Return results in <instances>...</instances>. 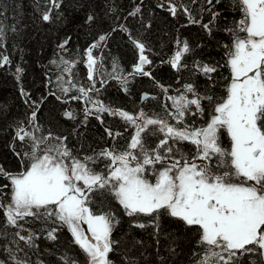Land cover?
<instances>
[{
  "label": "snow or ice",
  "instance_id": "obj_1",
  "mask_svg": "<svg viewBox=\"0 0 264 264\" xmlns=\"http://www.w3.org/2000/svg\"><path fill=\"white\" fill-rule=\"evenodd\" d=\"M167 2L170 14L175 16L177 5L173 0ZM212 2L208 0L209 4ZM235 2L239 4L240 18L226 29L233 38L231 46L225 45L230 70L226 95L212 104L211 95L202 96L194 85H185L184 92L168 97L174 109L168 116L174 123L143 110L134 115L92 98L90 94L99 93L95 87L99 68L93 50L107 41L108 34L100 35L86 49L89 86L77 87L71 79H65L64 74L74 78V61L51 62L58 67L63 65L57 76L60 91L66 94L76 88L80 95L71 99H83L92 105L85 109V119L96 115L103 122L102 114L107 113L131 125L134 135L124 150L105 148L94 156L79 157L65 143L67 137L56 136L51 131L43 134L42 126L37 123L38 106L29 117L31 129L22 123L16 126L13 140L27 149L15 152L21 169L8 172L0 166V177L9 182L0 186L3 224L17 229L11 241L15 248H6L8 260L13 264H33L29 252L38 255V235L25 228L31 218L66 227L73 237L72 244L85 256L86 264H114L110 254L118 241L112 234L119 221L111 211L93 210L92 197L96 194L112 196L129 217H149L148 225L138 223L136 227L153 226L158 231L161 215H167L182 221L185 227L195 228L199 237L195 247L199 251L192 252V264H239L241 256L253 252L264 257V0ZM49 3L54 8L60 7V0H49ZM179 10L189 15L190 22H198L187 7ZM139 12L140 8L136 7L129 15ZM51 15L52 8H49L41 18L49 21ZM93 19L88 16V21ZM203 27L211 32L208 24ZM4 35V26L0 23V47ZM132 42L139 50V62L129 75L150 77L151 72L144 69V65L151 64L144 54L145 45L136 40ZM67 43L65 40L59 47L63 49ZM177 44L181 47L169 63L180 71L187 67L181 61L191 49L187 41H177ZM0 60L10 62L3 53ZM195 67L209 78L217 70L207 64ZM118 71L117 65L112 78L127 85L128 77L117 75ZM160 87L163 89V85ZM205 100L212 104L207 119L200 125L186 122V117L204 118ZM65 116L75 119L71 111ZM108 135L118 137L121 133L109 129ZM224 136L229 140V147L222 144ZM149 137L158 138L154 147L147 144ZM184 143L192 145L194 153L184 152L181 148ZM99 158L108 161L104 171H96L92 166ZM85 224L87 234L82 227ZM59 230L48 229L46 239L56 241ZM0 236H7L2 227ZM170 251L175 253L174 248ZM17 253H23V257ZM0 264L6 261L0 259ZM35 264H45V261L38 258ZM58 264L80 262L66 252L58 258Z\"/></svg>",
  "mask_w": 264,
  "mask_h": 264
},
{
  "label": "trees",
  "instance_id": "obj_2",
  "mask_svg": "<svg viewBox=\"0 0 264 264\" xmlns=\"http://www.w3.org/2000/svg\"><path fill=\"white\" fill-rule=\"evenodd\" d=\"M173 3L178 8L175 16L170 14L167 0H60L59 8L52 7L49 0H0V23L5 31L0 53L8 56L10 61L0 60V166L8 172L21 169L15 152L27 149L21 142L13 140L15 128L22 123L31 129L29 117L37 106V123L42 126L43 134L51 131L56 136L67 137L65 143L79 157L94 156L105 148H126L134 128L107 113L102 114L103 122L96 115L85 119V109L92 105L83 99H71L80 95L76 88L66 94L60 91L57 76L63 65L58 67L51 63L61 59L74 61L75 76L64 74L65 79H71L77 87L89 86L85 52L102 34H108L107 41L93 50L99 68L95 74V87L99 93L90 94L94 100L134 115L140 110L149 115L155 111L156 116L169 122L172 119L168 112L174 109L168 97L184 92L187 84L194 85L202 96L211 95L212 104L218 102L225 93L222 81L225 70L220 59L232 36L226 29L234 26L239 4L235 0H213L212 4L208 0H173ZM161 4L164 7H160ZM136 7L140 12L129 15ZM181 7H187L191 17L198 22H190L189 15L179 10ZM49 8H52L51 19L44 21L42 13ZM214 13L218 15L214 16ZM89 15L94 17L92 21H88ZM204 24L209 25L211 32L203 27ZM65 40L68 43L61 49L59 46ZM133 40L145 45L144 54L151 64L144 65V69L151 72L150 77L129 75L139 60V50ZM177 41H187L191 49L181 61L187 67L180 71L169 63L173 50L181 47ZM197 64L214 65L217 70L209 78L195 67ZM117 65L119 71L116 74L128 77L127 85L112 78L113 68ZM18 69L22 71L18 72ZM144 91L149 96L142 99ZM152 101L158 102L155 109L151 106ZM203 103L204 118L186 117V122L198 124L207 119L212 104L206 100ZM67 111L73 112L75 119L66 117ZM109 129L121 135L110 137ZM185 145H181L182 150ZM107 163L106 159L99 158L92 166L96 171H104ZM6 183H9L7 179L0 177V186ZM92 199L94 211H111L119 221L112 234L118 241L115 251L110 254L114 264H130V261L135 264H192V252L199 251L195 247L199 238L195 228L185 227L182 221L167 215H161L158 231L153 226L139 228L136 227L138 223L149 224V217L127 216L110 195L96 194ZM0 227L7 231V236H0V259L13 264L8 260L6 248H15L11 241L17 229L3 224L2 210ZM53 227L60 228L56 241L46 239L47 230ZM25 228L38 235V255L29 252L33 264L38 258L45 264H58V258L66 252L78 258L80 264H86L85 256L72 244L73 237L66 227L29 218ZM20 247H24L23 242ZM172 248L174 254L170 251ZM17 255L23 257V253ZM160 257L165 259L161 261ZM239 264H264V257L258 252L247 253L239 258Z\"/></svg>",
  "mask_w": 264,
  "mask_h": 264
},
{
  "label": "flooded vegetation",
  "instance_id": "obj_3",
  "mask_svg": "<svg viewBox=\"0 0 264 264\" xmlns=\"http://www.w3.org/2000/svg\"><path fill=\"white\" fill-rule=\"evenodd\" d=\"M238 12H239V10H238ZM240 18V12H239V15H238V17H237V20ZM232 36H231V38H229V41H230V44L228 45V46H231V43H232ZM177 51V49H174L173 50V53H172V56H171V58L174 56V54H175V52ZM223 55H222V60L220 59V64H221V66L223 67V69L225 70V72H224V75H223V77H222V81H223V83H224V85L226 86L227 85V83H228V80L230 79V70H229V68H228V66H227V64H226V48L224 47V49H223V53H222ZM223 73V72H222ZM226 80V81H225ZM220 88L218 87V89L217 90H219ZM224 90H225V93H224V95H223V97L226 95V87L224 88ZM165 93H167V96H169L170 95V93L168 92V91H165ZM148 96H149V94H148ZM219 102V101H218ZM217 103V102H216ZM156 104H158V102H153L152 101V104H151V106L154 108L155 107V105ZM155 109V108H154ZM168 110V109H167ZM166 111V110H165ZM172 110L170 109L169 110V112H171ZM153 114H150L151 116H156L155 115V111H153L152 112ZM195 118V117H194ZM189 119H192V117H189ZM188 122H189V120H187ZM170 123H174V121L172 120V121H170ZM203 122H198V124L197 125H200V124H202ZM133 133V132H132ZM134 135V134H133ZM130 141V140H129ZM158 142V138L157 137H149V139L147 140V144L149 145V146H155V144ZM185 144V143H184ZM222 144H223V146L224 147H229L230 146V144H229V140H228V138L226 137V136H224V137H222ZM184 150V152H186V153H188L189 155H191L192 153H194V147L192 146V145H190V144H187L186 143V145H185V148L183 149Z\"/></svg>",
  "mask_w": 264,
  "mask_h": 264
},
{
  "label": "water",
  "instance_id": "obj_4",
  "mask_svg": "<svg viewBox=\"0 0 264 264\" xmlns=\"http://www.w3.org/2000/svg\"><path fill=\"white\" fill-rule=\"evenodd\" d=\"M138 62H139V60H138ZM86 64H87V62H86ZM145 94H147V96H148V92H146V91L143 92L142 99H145L147 97V96H145Z\"/></svg>",
  "mask_w": 264,
  "mask_h": 264
},
{
  "label": "rangeland",
  "instance_id": "obj_5",
  "mask_svg": "<svg viewBox=\"0 0 264 264\" xmlns=\"http://www.w3.org/2000/svg\"><path fill=\"white\" fill-rule=\"evenodd\" d=\"M86 61H87V60H86ZM82 227H83L85 233L87 234V225H86V224H85V225H82ZM89 235H90V234H89Z\"/></svg>",
  "mask_w": 264,
  "mask_h": 264
}]
</instances>
